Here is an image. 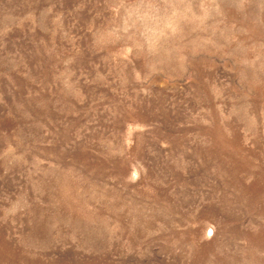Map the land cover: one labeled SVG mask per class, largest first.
Instances as JSON below:
<instances>
[{"label": "rangeland", "instance_id": "obj_1", "mask_svg": "<svg viewBox=\"0 0 264 264\" xmlns=\"http://www.w3.org/2000/svg\"><path fill=\"white\" fill-rule=\"evenodd\" d=\"M0 264H264V0H0Z\"/></svg>", "mask_w": 264, "mask_h": 264}]
</instances>
